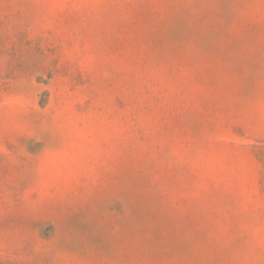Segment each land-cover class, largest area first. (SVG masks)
I'll return each instance as SVG.
<instances>
[{"label":"rangeland","instance_id":"1","mask_svg":"<svg viewBox=\"0 0 264 264\" xmlns=\"http://www.w3.org/2000/svg\"><path fill=\"white\" fill-rule=\"evenodd\" d=\"M264 0H0V264H264Z\"/></svg>","mask_w":264,"mask_h":264},{"label":"crops","instance_id":"2","mask_svg":"<svg viewBox=\"0 0 264 264\" xmlns=\"http://www.w3.org/2000/svg\"><path fill=\"white\" fill-rule=\"evenodd\" d=\"M260 114L259 132L264 133V101L260 103Z\"/></svg>","mask_w":264,"mask_h":264}]
</instances>
